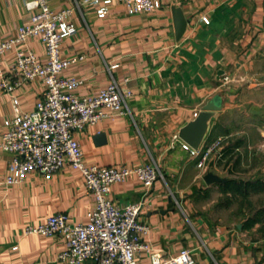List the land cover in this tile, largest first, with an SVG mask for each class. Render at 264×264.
<instances>
[{
	"label": "crops",
	"instance_id": "crops-1",
	"mask_svg": "<svg viewBox=\"0 0 264 264\" xmlns=\"http://www.w3.org/2000/svg\"><path fill=\"white\" fill-rule=\"evenodd\" d=\"M105 1L93 5L87 0H48L55 11L71 9L68 22L75 33L61 42L60 57L84 56L61 72L81 81L72 92L95 96L114 80L122 92L131 93L125 114L106 109L104 119L75 135L83 163L157 167L161 175L149 191L131 177L111 185L109 192L115 203H143L139 219L149 226L143 242L151 252L175 257L187 249L193 264H264L260 224L244 228L238 211L237 222L223 223L198 206L213 189L218 200L222 197L221 183L203 181L207 171L245 179L264 167L258 161L264 159V103L243 98L244 90L252 87L237 81L238 85L235 78L264 55V0H159L160 7L133 15L124 3L111 0L107 12L99 15ZM172 8H178L187 22L179 39ZM203 16L209 24L203 23ZM30 17L24 0H0V39L16 37L21 26L31 23ZM26 48L46 61L38 39H29ZM14 60V50L4 53L3 69ZM43 91L38 78L12 93L0 87V135L3 121L14 116L12 95L19 108L29 112ZM216 94L222 96V108L209 121L200 154L191 156L182 148L178 132ZM11 158L0 150V264H66L58 259L65 248L63 237L26 234L25 228L57 212L65 213L71 224L88 221L93 200L80 172L66 165L49 177L31 171L21 182L7 184ZM202 190H208L206 198ZM137 261L150 264L149 253L140 251Z\"/></svg>",
	"mask_w": 264,
	"mask_h": 264
},
{
	"label": "built area",
	"instance_id": "built-area-1",
	"mask_svg": "<svg viewBox=\"0 0 264 264\" xmlns=\"http://www.w3.org/2000/svg\"><path fill=\"white\" fill-rule=\"evenodd\" d=\"M118 1L124 3L130 15L160 7L159 0ZM87 2L94 5L98 0ZM110 2L106 0L107 5L98 8L99 15L107 12ZM24 6L31 13V23L21 26L16 37L0 39V87L12 93L23 82L38 78L44 91L29 112H23L18 98L12 95L14 116L3 121L4 131L0 135V150L12 154L6 183H19L31 171L49 177L68 165L80 172L93 200L84 224H71L65 213L57 212L41 224L26 227L25 233L63 237L65 248L58 259L66 264H83L88 260L95 264H139L137 254L142 250L149 253L150 264H193L194 259L187 249H182L175 257H164L149 250L143 242L149 226L139 219L142 202L115 203L109 198L111 185L131 177H136L145 191H149L161 175L153 163L134 167L86 166L83 163V152L75 135L104 119L106 109L125 114L124 103L131 93L122 92L114 80L95 96L73 93L81 81L63 77L61 72L69 64L83 60L84 56L64 60L59 50L61 42L75 33L68 22L71 9L55 11L49 7L48 0H24ZM202 21L209 24L206 16ZM32 38L43 45L45 62L39 61L26 48L27 41ZM10 50H14L15 60L4 70L1 56ZM196 115L197 112H193V117ZM182 148L191 156L200 154L199 149L194 150L186 143H182ZM213 148L202 155L203 160ZM202 165L199 161L198 166Z\"/></svg>",
	"mask_w": 264,
	"mask_h": 264
},
{
	"label": "rangeland",
	"instance_id": "rangeland-1",
	"mask_svg": "<svg viewBox=\"0 0 264 264\" xmlns=\"http://www.w3.org/2000/svg\"><path fill=\"white\" fill-rule=\"evenodd\" d=\"M231 74L236 75L235 72ZM235 78L237 84L238 82L242 83V87H252L251 91H248L247 89L244 90V92L242 93L243 98H246L247 100H253L258 104L264 103V90H262L264 88L261 89L262 86H260L262 85V83H264V55L255 58L254 62L246 68L245 72L238 73ZM228 79V77H223L224 81H228ZM232 82L233 81H231V83ZM252 144H257V142ZM258 161L261 163L262 166H264V159H260ZM249 178L264 179V167H262V169L260 170L258 168L256 173H252L245 176V179ZM251 198L255 206L264 204V193L252 196ZM218 201V193L216 192V189H213L211 190L210 198L205 199L204 201H199L198 206L200 209L205 211V213L210 215L212 219L220 220L223 223L237 222L240 219V214H237L236 203H233L230 207L226 208L225 210H222V208H220L219 206L217 207Z\"/></svg>",
	"mask_w": 264,
	"mask_h": 264
},
{
	"label": "trees",
	"instance_id": "trees-1",
	"mask_svg": "<svg viewBox=\"0 0 264 264\" xmlns=\"http://www.w3.org/2000/svg\"><path fill=\"white\" fill-rule=\"evenodd\" d=\"M222 197L217 207L228 208L233 203L237 204V211L243 216L244 228H251L260 224L259 231L264 234V204L255 206L252 196L264 193V179H228L219 184ZM203 198L208 196V190H202ZM244 210V213L243 211Z\"/></svg>",
	"mask_w": 264,
	"mask_h": 264
},
{
	"label": "water",
	"instance_id": "water-1",
	"mask_svg": "<svg viewBox=\"0 0 264 264\" xmlns=\"http://www.w3.org/2000/svg\"><path fill=\"white\" fill-rule=\"evenodd\" d=\"M172 13L175 36L179 39L185 31L187 22L178 8H172ZM221 74L222 71H219L218 75ZM221 108L222 96L220 94H216L211 99L206 101V103L200 108L197 115L179 130V138L192 149L198 150L205 135L207 134L208 124L211 117H213L217 111H220ZM227 180L228 179L226 177H220L211 171H207L203 175V181L206 185L224 183Z\"/></svg>",
	"mask_w": 264,
	"mask_h": 264
}]
</instances>
